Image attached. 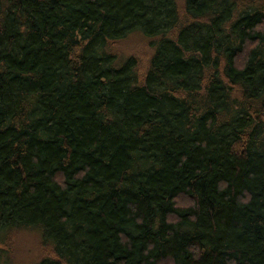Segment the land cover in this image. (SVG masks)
Here are the masks:
<instances>
[{
	"label": "trees",
	"instance_id": "trees-1",
	"mask_svg": "<svg viewBox=\"0 0 264 264\" xmlns=\"http://www.w3.org/2000/svg\"><path fill=\"white\" fill-rule=\"evenodd\" d=\"M25 238L29 264H264V0H0V264Z\"/></svg>",
	"mask_w": 264,
	"mask_h": 264
},
{
	"label": "rangeland",
	"instance_id": "rangeland-1",
	"mask_svg": "<svg viewBox=\"0 0 264 264\" xmlns=\"http://www.w3.org/2000/svg\"><path fill=\"white\" fill-rule=\"evenodd\" d=\"M177 3L181 4L183 3V0H176ZM144 42V41H143ZM142 46L141 39L135 36H132L130 39H128L125 43L119 45V49L124 50V55L126 54H134V59L139 62L140 67L145 65V60L147 56L149 55L147 48L144 50L140 49ZM120 50V52H121ZM19 244L15 246V251L17 252V247ZM24 245L26 250L28 251L27 256H21L17 258V261L19 264H29V262L32 261L33 257V249L30 246V243L27 238L24 239Z\"/></svg>",
	"mask_w": 264,
	"mask_h": 264
}]
</instances>
